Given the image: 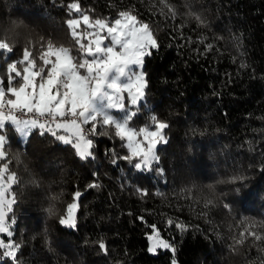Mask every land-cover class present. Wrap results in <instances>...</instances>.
<instances>
[{
    "label": "trees",
    "instance_id": "trees-1",
    "mask_svg": "<svg viewBox=\"0 0 264 264\" xmlns=\"http://www.w3.org/2000/svg\"><path fill=\"white\" fill-rule=\"evenodd\" d=\"M73 2L0 0V34L23 22L9 33L13 53L1 56L0 76L28 39L34 55L41 37L75 49L65 23L79 15L68 11ZM78 2L93 19L131 11L149 24L159 48L144 59L145 98L138 111L129 101L125 108L137 112L130 127H152V116L166 122V143L157 145L159 163L142 171L122 159L129 153L112 128L89 137L95 158L81 160L50 134L22 138L6 125L19 181L9 216L19 264H264V240L245 233L237 243L252 223L264 235V0H166L175 15L162 0ZM76 191L70 228L59 221ZM152 225L174 254L148 251Z\"/></svg>",
    "mask_w": 264,
    "mask_h": 264
},
{
    "label": "snow or ice",
    "instance_id": "snow-or-ice-1",
    "mask_svg": "<svg viewBox=\"0 0 264 264\" xmlns=\"http://www.w3.org/2000/svg\"><path fill=\"white\" fill-rule=\"evenodd\" d=\"M162 2L175 15L174 8L166 0ZM67 8L70 13L79 14L78 18L65 22L75 49L41 37L39 50L34 55L36 44L28 39L22 58L11 62L5 59L2 66L7 86L5 76H0V162H3L0 164V262L10 260L12 264H19L17 257L22 247L12 239L15 221L9 218L16 203L12 187L19 181L16 173L8 167V138L3 134L6 125H12L22 138L30 137L34 130H39L41 136L50 134L55 140L70 145L81 160L95 158L93 140L89 137L106 135V131L98 129L112 128L115 136L125 142L129 153L122 159L142 171L151 170L154 163H159L157 145L166 143L163 134L168 128L166 122L152 116V127H130L137 112L125 108V94L137 111L145 98V76L142 71L134 69L142 68L145 57L159 48L149 24L131 11H121L111 21L93 19L81 9L78 0ZM196 19L200 17L196 16ZM22 24V21H13L12 27L0 34V56L13 53L14 43H10L12 37L9 33L15 34V29ZM113 109L124 112V117L117 119L110 113ZM232 182L235 183V179ZM235 191L240 194L239 188ZM80 196L79 191L74 193V202L68 205L60 224L76 227L75 213ZM224 207L230 209L228 204ZM48 211L53 214L54 209ZM168 224L171 225L172 221L169 220ZM151 227L154 231L148 237L151 242L148 251L156 253L158 249H169L174 254L175 247L161 239L155 225ZM177 227L183 229L182 225ZM255 227V223L249 224L237 243H244L245 233L255 241L264 240V235L252 230ZM99 247L107 252L103 242ZM171 264H177L176 260L173 259Z\"/></svg>",
    "mask_w": 264,
    "mask_h": 264
},
{
    "label": "rangeland",
    "instance_id": "rangeland-1",
    "mask_svg": "<svg viewBox=\"0 0 264 264\" xmlns=\"http://www.w3.org/2000/svg\"><path fill=\"white\" fill-rule=\"evenodd\" d=\"M79 17V15H77L76 16V18H78ZM107 43V42H106ZM1 61H2V57L0 56V64H1ZM135 71H138V72H143V74H144V76H145V79H146V75H145V72H144V64H143V67L142 68H136V69H134ZM126 101H129V99H128V97H127V94H125V104H126ZM113 110H115V109H113ZM113 110H110V113L113 115V116H115L117 119H122V118H120L119 116H117V115H115V114H113ZM14 206V205H13ZM12 213V212H11ZM11 213H9V216H10V214ZM10 218V217H9ZM11 219H14V221H15V217H12ZM14 226V225H13ZM154 231V230H153ZM150 235H153V232L150 234ZM149 235V236H150ZM160 237H161V239H163V240H165V241H167V242H169L170 244H172L169 240H166L165 238H163L162 236H161V234H160ZM150 244H151V242L149 241V247H150ZM160 250H167V249H158L157 250V252L156 253H158ZM151 253V252H150ZM156 253H152V254H156Z\"/></svg>",
    "mask_w": 264,
    "mask_h": 264
}]
</instances>
